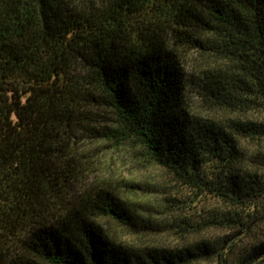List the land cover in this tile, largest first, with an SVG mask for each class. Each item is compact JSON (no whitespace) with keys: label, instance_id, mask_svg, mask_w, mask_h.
I'll use <instances>...</instances> for the list:
<instances>
[{"label":"trees","instance_id":"obj_1","mask_svg":"<svg viewBox=\"0 0 264 264\" xmlns=\"http://www.w3.org/2000/svg\"><path fill=\"white\" fill-rule=\"evenodd\" d=\"M180 46L206 53L193 80L203 102L236 115L188 109ZM248 110H264V0H0V264L212 258L218 249L205 240L175 249L119 241L102 216L132 228L152 221L108 190L62 199L101 138L135 143L197 196L263 209L264 177L237 168L241 141L264 136V122L238 115ZM222 222L248 225L238 213L196 224ZM258 257L264 242L236 264Z\"/></svg>","mask_w":264,"mask_h":264},{"label":"rangeland","instance_id":"obj_2","mask_svg":"<svg viewBox=\"0 0 264 264\" xmlns=\"http://www.w3.org/2000/svg\"><path fill=\"white\" fill-rule=\"evenodd\" d=\"M180 54L188 109L217 119L236 115L204 103L193 84L198 75L202 76L201 71L209 62L206 53L180 46ZM238 115L264 122V110L242 111ZM241 144L244 159L237 168L252 170L264 177V136L243 139ZM84 152L90 154L85 168L74 180L75 190L65 193L62 201L75 205L83 195L92 200L100 190H108L134 213L152 221L148 229L132 228L102 216L103 226L121 242L175 249L205 240L218 249L212 258L193 264H220L225 261L236 264L264 242V208L261 209L258 202H254V207H235L213 195L197 196L195 189L143 157L133 142L121 145L100 138L91 141ZM213 213H238L248 225L222 222L201 227L196 224ZM19 246L20 241L16 238L9 243L11 249ZM248 264H264V258L258 257Z\"/></svg>","mask_w":264,"mask_h":264}]
</instances>
